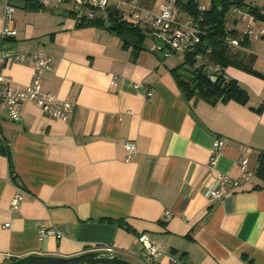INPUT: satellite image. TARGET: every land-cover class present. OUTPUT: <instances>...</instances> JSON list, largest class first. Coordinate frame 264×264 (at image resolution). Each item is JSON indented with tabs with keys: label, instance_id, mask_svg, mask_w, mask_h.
<instances>
[{
	"label": "crops",
	"instance_id": "obj_1",
	"mask_svg": "<svg viewBox=\"0 0 264 264\" xmlns=\"http://www.w3.org/2000/svg\"><path fill=\"white\" fill-rule=\"evenodd\" d=\"M5 1L0 38L7 25L15 41L0 55H50L42 88L74 108L68 121L49 118L29 101L21 103L18 121L0 113V263L29 254L111 250L150 264L139 241L146 235L160 250L152 264H264V177L255 174L264 151V37H250L236 51L255 73L224 69L246 100L210 102L198 93L184 97L164 61L168 54L161 57L152 38L137 50L106 27L75 26L55 13H69L68 2L12 6L8 20ZM162 1L142 0L154 10ZM195 1L203 9L210 4ZM250 1L264 9V0ZM250 17L236 15L228 29L243 31ZM2 74L10 87L23 89L33 63L6 62ZM216 139L225 144L211 165ZM127 141L136 146L129 160ZM240 157L252 177L208 200L204 191L220 172L242 179ZM19 190L24 200L12 210ZM108 220H123L130 230ZM50 227L60 236L40 238V229Z\"/></svg>",
	"mask_w": 264,
	"mask_h": 264
},
{
	"label": "built area",
	"instance_id": "obj_2",
	"mask_svg": "<svg viewBox=\"0 0 264 264\" xmlns=\"http://www.w3.org/2000/svg\"><path fill=\"white\" fill-rule=\"evenodd\" d=\"M5 1V16L9 20L13 7ZM25 2L30 1L42 6L58 7L60 4L70 3L69 18L74 23L81 19L95 18L96 12H107L116 10L119 20H126L133 23L143 31L149 33L152 38L162 42V45L154 44V49L160 52L167 50L166 54L172 52L183 57L187 52L193 51L201 42L202 36L206 35V27L202 25L203 16L199 14L197 18L191 16H182L177 7V0H163L157 10L146 6L142 0H18ZM200 10L203 8L199 7ZM233 12L242 14V11L233 7ZM259 25L256 26L255 23ZM10 32L6 25L1 31V35H8ZM263 38L264 21L249 18L247 27L236 37L227 38V43L232 50L240 48V40L244 37ZM206 53L210 52L209 48L205 49ZM31 62L33 63V76L31 82L23 89H13L9 86L8 79L2 74V67L6 62ZM52 57L43 52L31 53H11L0 55V113L6 112L8 118L12 121L20 119V105L22 102L29 101L35 104L49 118L61 119L68 121L73 111L74 103L59 99L52 92L45 91L42 88V77L45 71L50 69ZM201 63L205 66L211 64L204 54ZM212 65V72L221 71L219 65ZM139 87L141 85H138ZM151 91H146L147 97L151 96ZM224 141L216 139L213 143L210 164L215 163V159L224 146ZM127 151L126 159H131L136 154V146L133 141L125 143ZM243 172L242 179H235L226 173L220 172L211 184L205 189L204 194L208 200L221 199L228 194L233 193L240 188L244 181H248L253 172L248 168L247 160L243 157L236 161ZM24 192L19 190L10 200V208L17 210L24 200ZM48 235L60 236L54 227L40 229L39 237L44 238ZM148 263L152 264L157 261L160 255L158 247L149 240L146 235L139 237ZM180 264H195L193 262H183Z\"/></svg>",
	"mask_w": 264,
	"mask_h": 264
},
{
	"label": "trees",
	"instance_id": "obj_3",
	"mask_svg": "<svg viewBox=\"0 0 264 264\" xmlns=\"http://www.w3.org/2000/svg\"><path fill=\"white\" fill-rule=\"evenodd\" d=\"M26 4L30 8H35L38 5L37 3H32L30 1H26ZM177 5L178 7H181L182 11L187 12L193 18H197L199 14H202V25L206 27V35L202 36L199 45L193 51L187 52L181 58L180 63L170 69L174 80L184 97L189 98L192 94L198 93L201 97L210 102L217 100L226 102L231 99L245 101L247 93L234 79L229 78L225 74L224 69L228 65H233L255 73L251 68V61L247 64L243 63L238 58V53H236V51L246 48L248 37L246 36L244 39L240 40V48L235 50L230 48L227 43V38L236 37L241 32H238L236 29L227 28L226 13L229 9L232 10V8L235 7L240 10L243 9L254 19L264 21V9L258 8L248 0H210L209 7L203 10H200L198 3L195 0H177ZM37 7H40V5ZM117 14L118 12L116 10H109L107 13L105 12V14L96 12L95 18L78 20L76 21L75 26H95L105 28L104 22L111 21L116 25V28L108 29L120 37L125 47L132 46L137 50L144 49V40L147 37L146 35L150 34L133 25L131 22L119 20ZM14 41L15 39L9 35L0 38V50L4 53L10 52ZM206 48L210 49L209 53H206ZM170 53L172 54V52ZM204 54H206L211 64L219 65L221 68L220 72L214 73V75H216L215 81H211L205 77L203 72H189L184 69V66L191 68L196 67L197 57H202ZM260 76L263 77V75ZM2 152L8 155L7 150H2ZM255 174L260 178L264 177V151L260 153ZM108 221L130 230V227L123 220ZM13 260L15 259L13 258Z\"/></svg>",
	"mask_w": 264,
	"mask_h": 264
},
{
	"label": "water",
	"instance_id": "obj_4",
	"mask_svg": "<svg viewBox=\"0 0 264 264\" xmlns=\"http://www.w3.org/2000/svg\"><path fill=\"white\" fill-rule=\"evenodd\" d=\"M11 6L16 8H23L25 2L19 3L17 1H11ZM55 13L62 14L65 17H69L68 12H62L61 10H56ZM104 27L115 29L116 25L111 21H105ZM148 38H151L150 35H146ZM154 43L157 45H162L161 41H158L155 38H152ZM167 52L164 50L161 53V57ZM202 57H197L196 67L191 68L184 66V69H187L189 72H203L204 76L210 79L211 81L216 80V75L210 70H204V64L201 63ZM0 264H135L125 257L115 253L111 250H93L83 252L78 255L73 256H56V255H42V254H29L15 260L5 261Z\"/></svg>",
	"mask_w": 264,
	"mask_h": 264
},
{
	"label": "rangeland",
	"instance_id": "obj_5",
	"mask_svg": "<svg viewBox=\"0 0 264 264\" xmlns=\"http://www.w3.org/2000/svg\"><path fill=\"white\" fill-rule=\"evenodd\" d=\"M249 2H251L250 0H248ZM199 2L201 4H204L205 0H199ZM67 5V4H64V6ZM242 12H244L243 9H241ZM236 15H239L238 13L236 12H233L231 9H229L226 13V26L227 28L228 27H232V24H231V21H232V18L235 17ZM145 43H147V45H149L150 43H152V40L149 39V38H146V41ZM181 56L178 55V54H168V56L164 59L166 65L169 67V68H173L176 64L180 63V60H181ZM187 70V69H186ZM204 70H210L212 71V65L211 64H208L205 66V69ZM188 71V70H187Z\"/></svg>",
	"mask_w": 264,
	"mask_h": 264
}]
</instances>
